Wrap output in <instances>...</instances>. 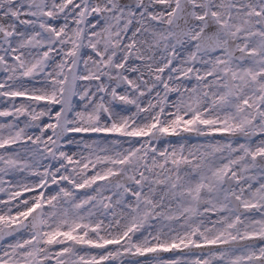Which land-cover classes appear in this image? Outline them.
Wrapping results in <instances>:
<instances>
[{"label":"snow or ice","instance_id":"1","mask_svg":"<svg viewBox=\"0 0 264 264\" xmlns=\"http://www.w3.org/2000/svg\"><path fill=\"white\" fill-rule=\"evenodd\" d=\"M0 264H264V0H0Z\"/></svg>","mask_w":264,"mask_h":264}]
</instances>
